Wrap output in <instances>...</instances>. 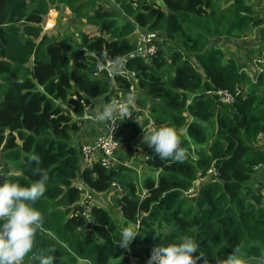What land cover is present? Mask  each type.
<instances>
[{
  "label": "trees",
  "instance_id": "1",
  "mask_svg": "<svg viewBox=\"0 0 264 264\" xmlns=\"http://www.w3.org/2000/svg\"><path fill=\"white\" fill-rule=\"evenodd\" d=\"M113 1L0 0V174L7 170L3 182L24 186L40 178L36 168L48 176L45 194L32 205L43 224L22 264H38L41 253L52 255L54 264H132L131 257L148 264L155 246L185 237L199 244V264H217L234 250L245 264H262L264 63L259 71L254 50L240 61L217 43L240 48L237 38L227 39L261 26L264 15L250 0H233L229 7L221 0ZM61 5L97 34L62 32L57 21L45 30L49 12H60ZM144 33L163 39L149 60L131 56ZM259 37L260 48L264 35ZM255 57L263 59L264 50ZM107 61L135 71L136 78L99 72ZM139 90L159 104L151 108L154 127H173L187 152L175 162L149 149L143 162L158 175L147 177L144 187L132 181L129 167H106L98 155L83 168L79 140L88 113L82 102L95 106V117L103 105H117L136 91L140 102ZM218 90L240 93L226 106ZM121 148L124 155L117 157L138 160L133 147ZM212 169L216 177L207 176ZM114 183L124 189L117 202L122 217L138 235L127 248L119 246L115 211L116 219L103 205H79L77 186L98 196L113 192Z\"/></svg>",
  "mask_w": 264,
  "mask_h": 264
},
{
  "label": "clouds",
  "instance_id": "2",
  "mask_svg": "<svg viewBox=\"0 0 264 264\" xmlns=\"http://www.w3.org/2000/svg\"><path fill=\"white\" fill-rule=\"evenodd\" d=\"M125 102L132 104L134 99L128 97ZM123 114L117 112L116 102L112 101L103 105L101 109H98L94 119L100 123H109V121H113ZM85 119H92L90 111L86 114ZM108 123H106V130ZM119 135L117 137L118 141ZM142 142L161 160L171 159L172 161L179 162L187 156L186 149L181 146V140L176 130L170 126L160 125L151 128L147 132H144ZM96 155L99 156V154ZM115 157L117 164L115 167L110 168L120 166L116 155ZM29 159L37 161L38 157L32 156ZM34 172L38 173L40 178L27 186L21 185L18 182H0V264H22L25 256L33 251L35 236L43 224L44 218L42 213L32 205L45 194L48 176L39 168L34 169ZM113 189L116 191L114 187ZM116 193L121 196L124 193V189L123 193L118 191ZM120 235L119 246L122 248H127L138 236L133 229L128 227L122 228ZM37 259L38 264H54V257L52 255L41 253L37 256ZM202 259L203 253L199 251V244L191 237H185L179 243L169 244L168 246H155L152 249L148 264H199ZM217 264H245V261L237 257L234 250L226 259L218 261Z\"/></svg>",
  "mask_w": 264,
  "mask_h": 264
},
{
  "label": "built area",
  "instance_id": "3",
  "mask_svg": "<svg viewBox=\"0 0 264 264\" xmlns=\"http://www.w3.org/2000/svg\"><path fill=\"white\" fill-rule=\"evenodd\" d=\"M50 24L51 23L48 22L46 26L52 27V25ZM45 29L47 28L45 27ZM162 41H163L162 38H156L154 34L144 33L141 36H139L138 50L136 54L131 55V56L132 57L142 56V58L144 59H151L157 53V42L161 43ZM263 63H264V58L262 60H259L258 62L255 61V65L263 64ZM124 67H125L124 65L119 66L116 63L107 61L105 65L99 66L98 71L99 72L105 71L111 79L118 77V76L123 77L127 80L135 79L136 72L133 70L131 71ZM256 69L258 70L260 69L259 65L256 67ZM249 76L250 77L252 76L250 72H249ZM238 94H239L238 92L233 93L228 90H218L215 92V95L218 97V100L226 106L233 105L235 103V100ZM135 95H136V92L132 93L130 96H127V98L132 97L135 102ZM125 101L126 99L117 103L116 105L117 112L124 113V114L118 116V118L113 121H109L107 125V133L105 135L99 136L93 144H83L81 146V166L82 167L84 168L91 167L96 154H99L102 164L106 167H115V165L117 164L115 155L118 152L119 147H120V143L117 137L121 133L122 121L129 120L132 118V113L135 107L134 102L132 104H127ZM82 103L86 111L92 110L93 108L92 104H86L84 102ZM259 167L261 169H264V164L260 165ZM211 175L215 177L217 176V172L215 171V169L208 171L207 176H211ZM77 187L83 193V197L79 205L88 207L89 205L95 202L96 196L94 194L87 191V189L82 185H79ZM113 187L116 189V191L123 193V188L121 187L120 184L114 183ZM131 263L133 262L131 261Z\"/></svg>",
  "mask_w": 264,
  "mask_h": 264
},
{
  "label": "crops",
  "instance_id": "4",
  "mask_svg": "<svg viewBox=\"0 0 264 264\" xmlns=\"http://www.w3.org/2000/svg\"><path fill=\"white\" fill-rule=\"evenodd\" d=\"M104 2H105V0H104ZM46 24H47V22H46ZM52 28H50V29H52ZM50 29H48V30H50ZM45 30H47V29H45ZM256 40L260 41V37L258 36ZM263 43H264V41H263ZM263 43H262L263 47H260V48H259V43L253 44V45H251V43H249V44L246 43V45L252 46L250 49H247L246 52L250 53V52H252V50L257 51L256 54H253L251 56V59L253 57H255L256 55H258L260 53V51L264 50V44ZM242 49L244 50V47ZM232 51H233V48H232ZM139 96H141L140 102H138L136 100L134 102V104H135L134 112H138L137 116L134 119L132 118V121H129L125 127L124 126L122 127V131H121V134L119 137L121 147H124L125 145H129L130 147H133V149L136 150V152H138L139 158H138V160H135V159H129L126 157L123 159H120V157H117V159H118L120 165H124L126 167H129L132 171L137 173L140 184L134 180L135 178L133 177L132 173L129 174V176L131 177L132 181L136 182V184L141 186L142 182L140 181V178H141V180L144 179V181L147 179V177H152L153 179L156 180L158 173L150 171L149 168H147L145 166V163L143 162L144 160H146V156L148 154L149 148L147 147V145L145 143L142 142V138H143L144 132H147L148 130H150L151 128L154 127V125H151L149 122V119L153 118V115L151 113V108L154 105V103L151 100H154V99L148 95L141 94ZM156 107H159V104H157ZM164 113H166V112H164ZM154 121H155V119H154ZM106 123H100V122L96 121L94 119V116H92V119H86L85 129L80 134V138H79L81 145L86 144V143H93L95 141L96 137H98L99 135L105 134L107 131L106 130ZM144 123H146V124L144 125ZM192 146L194 147V149L197 148L193 143H192ZM119 154L124 155V149L121 148L119 150ZM142 187H144V186H142ZM144 194H145V191H144ZM119 197H120V195L118 193H116V191L114 190L111 193L100 194V195L96 196V200L94 203L99 204V205H103V207H107V208L109 206L110 208L114 209V211L116 212V216L118 218V222L121 224V228L128 227V228L134 230L135 226L132 224L126 225L127 223L122 217V213L120 212L119 207L117 205ZM80 263L86 264L85 262H82V261ZM113 264H123V263L121 262V260H118L116 263H113Z\"/></svg>",
  "mask_w": 264,
  "mask_h": 264
},
{
  "label": "rangeland",
  "instance_id": "5",
  "mask_svg": "<svg viewBox=\"0 0 264 264\" xmlns=\"http://www.w3.org/2000/svg\"><path fill=\"white\" fill-rule=\"evenodd\" d=\"M81 2H84V0H80ZM85 1H87V0H85ZM111 1V0H110ZM112 2V4H114V1L112 0L111 1ZM221 3H222V6L223 7H229V6H231L232 5V3H233V0H221L220 1ZM247 4L248 5H256L255 7H256V10L257 11H259L260 12V14H262V15H264L263 14V11H264V9L262 8V7H264V1H262V0H254V1H252V0H250V1H247ZM106 8H108V6L109 5H107L106 3H104L103 4ZM62 6V5H61ZM108 9H111V8H108ZM76 13H74L68 6L65 8V7H61V11L59 12V11H56V10H51L50 12H49V14H48V19H47V24H48V22L49 23H51L50 25H52V27L56 24V21L60 24V25H63L62 26V28H63V31L62 32H64V30L65 31H69V32H71L72 34L74 33V34H76L77 32H78V30H80L79 32H81V31H85V32H87V33H89V34H92V35H94V34H97V31H96V29L94 28V27H92V26H90L88 23H87V21H86V19H84L83 20V22L79 25V23L75 20V17H76V15H75ZM259 17V16H258ZM261 17V16H260ZM77 22V23H76ZM46 24V25H47ZM45 25V26H46ZM52 27H49V26H46V28L47 29H50V28H52ZM261 27H264V24H262L261 26H257V27H254V28H250L249 30H248V32L246 33V35H244L243 37H239V36H236V35H233V36H231V37H229L227 40L228 41H232L233 42V40L234 39H236L237 38V42H235V43H238V45L240 46V48L238 47H234L233 48V51L231 50V49H229L230 47H233V46H236V45H231V44H229V46H225V44H223V43H217V45H218V47H220V48H222V49H224L225 51H227L228 53H232V54H234V56L238 59V60H240V61H244L243 59H242V56H244V57H247V56H249V52H246V50L247 49H250L252 46L251 45H253V44H257V43H259L258 42V40H256L257 39V37L260 35V34H262V35H264V31L262 32L261 31ZM61 29V28H60ZM62 30V29H61ZM232 38H234L233 40H232ZM245 43H251V45H246ZM244 47V50L243 49H241V48H243ZM254 53H256L257 51L256 50H254L253 51ZM254 58V60H253V62H255V61H257L258 62V59H256V57H253ZM252 58V59H253ZM259 60H262V58L260 57V59ZM137 92V91H136ZM139 93L141 92V94H143V95H148L145 91H142V90H139L138 91ZM140 94V95H141ZM149 96V95H148ZM154 104H158V102L157 101H155V100H151ZM147 122V121H146ZM149 122H150V124L151 125H155V121H154V119L152 118H150L149 119ZM146 123H144V125H145ZM119 137H120V135H119ZM260 144L264 147V135H262L261 136V138H260ZM0 169L1 170H4V167L1 165L0 166ZM131 173H132V175H133V177L135 178L134 180L137 182V183H139V179H138V175H137V173L136 172H134V171H131ZM130 173V174H131ZM6 175H10L9 174V172H7V170L1 175L0 174V182H3V176H6ZM140 181L142 182V185L141 186H143V184H144V179H142L141 180V178H140ZM140 184V183H139ZM196 188H198V185H196V186H194L192 189L194 190V189H196ZM187 195L190 197L191 195H190V191L187 193ZM109 212H110V214H111V216L114 218V219H116L115 218V216L113 215V213L112 212H114V210L112 209H110V207L108 206V208H106ZM115 214H116V212H114ZM119 259H115V260H112L111 262H110V264H113V263H116L117 261H118ZM133 262L132 264H134L135 263V261H134V258L132 257V258H130V262ZM79 264H81V263H79Z\"/></svg>",
  "mask_w": 264,
  "mask_h": 264
}]
</instances>
